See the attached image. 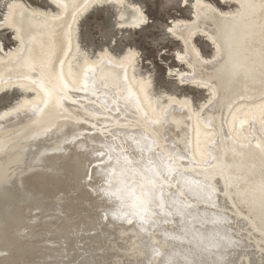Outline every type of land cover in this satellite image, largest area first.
<instances>
[{"label": "bare ground", "instance_id": "6f19581e", "mask_svg": "<svg viewBox=\"0 0 264 264\" xmlns=\"http://www.w3.org/2000/svg\"><path fill=\"white\" fill-rule=\"evenodd\" d=\"M46 1L52 10L10 1L0 22L15 43L6 50L0 42V96L22 95L0 111V264L20 243L8 236L24 220L34 224L18 214L22 204L48 201L46 218L61 217L75 180L83 189L110 183L118 191L110 192L117 206L104 207L102 225L116 219L111 230L140 243L150 263L264 264V0H218L236 11L196 0L191 21L172 22L188 67L179 81L209 92L201 111L188 98L152 96L134 51L92 56L82 48L79 26L95 8L120 9L121 19L126 8L135 11L137 18L120 24L132 30L148 24L140 6ZM199 37L212 57L196 47ZM77 166L88 167L81 179Z\"/></svg>", "mask_w": 264, "mask_h": 264}, {"label": "rangeland", "instance_id": "374dc122", "mask_svg": "<svg viewBox=\"0 0 264 264\" xmlns=\"http://www.w3.org/2000/svg\"><path fill=\"white\" fill-rule=\"evenodd\" d=\"M10 1L16 0H3L0 3V22H5L7 5ZM22 1L33 7L51 9V5L46 0ZM131 1L140 6L145 13L148 18L147 25L141 29L121 30L120 24H124L123 21H133L138 17L135 11L126 8V16L121 19L120 9L112 6L95 8L79 26L78 38L82 48L91 53L92 56H98L99 52L106 50L117 57L129 49L134 51L137 59L135 71L144 77H150L152 96L162 97L163 103L167 101V96L188 98L191 100L194 109L201 111L202 105L209 100V92L181 84L177 73H184L188 70L187 65L179 59L184 55L185 48L170 34L174 20H192L194 16L193 5L196 0H188L189 6L187 8L182 6V1L185 0ZM205 1L225 11L237 10V7L231 3L225 5L218 0ZM13 40L14 36L11 31L0 32V42L6 50L14 48L15 43ZM206 40L199 37L195 45L206 58H210L213 56L214 50ZM21 98L22 95L18 91L0 96V111L10 107ZM82 159L83 157L80 156L79 160ZM87 168V166L84 168L77 166L76 173H74L76 179H81L85 173H88ZM109 184L100 185L98 183V185H92L90 183L88 188L83 189L78 185L77 180L73 181L70 188L76 192L75 197H68L69 204L62 211L64 214L53 210V215L56 212V216L61 217H52V219L46 218L51 205L48 201L41 207L34 201L23 203L18 210V214L22 218L33 220L34 224L28 228L29 225L24 220L26 225L20 228L22 231L16 230L15 233L8 236L7 239L10 242L13 243L12 240L16 239L20 243L8 247L7 257H9V260L5 262V259H3V263L153 264L149 260L151 256H145V253L142 252L140 243H133L129 237L123 236L124 232H117L116 228L111 230V224L116 219L111 220L109 225H102L101 217L105 211L104 207L117 206V204H110V192L112 190L116 194L118 191L115 192V189L106 186ZM96 190L97 195L93 193ZM14 195L15 198L11 201L13 205L17 202L19 196ZM83 202H88V205ZM107 213L109 217L116 216L115 212ZM130 215L125 213L123 215L124 219L121 220L125 221V217ZM4 216L3 214L0 215V228L3 224H6L3 223ZM98 226L97 230L87 234L88 230L95 229ZM30 232L35 237L31 238ZM67 232L70 233L66 234ZM26 247H30L31 252L26 256H22L21 252ZM160 253L163 254L161 251ZM150 254H157V249L152 248ZM67 255L69 256L66 257Z\"/></svg>", "mask_w": 264, "mask_h": 264}]
</instances>
